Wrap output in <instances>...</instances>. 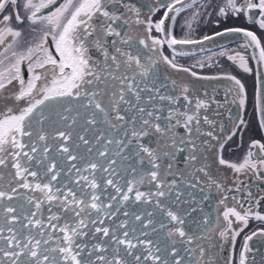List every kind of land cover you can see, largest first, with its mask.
<instances>
[{
  "label": "snow or ice",
  "instance_id": "obj_1",
  "mask_svg": "<svg viewBox=\"0 0 264 264\" xmlns=\"http://www.w3.org/2000/svg\"><path fill=\"white\" fill-rule=\"evenodd\" d=\"M205 16L247 27L194 38ZM229 35L244 51L214 55L264 67V0H0V264H237V238L264 223V137L225 159L249 129L245 86L179 63L185 46ZM161 65L228 81L232 99L162 82ZM254 100L264 132L259 71ZM254 237L264 228L238 264H264Z\"/></svg>",
  "mask_w": 264,
  "mask_h": 264
},
{
  "label": "flooded vegetation",
  "instance_id": "obj_2",
  "mask_svg": "<svg viewBox=\"0 0 264 264\" xmlns=\"http://www.w3.org/2000/svg\"><path fill=\"white\" fill-rule=\"evenodd\" d=\"M139 4H150L152 0H137ZM146 10V9H145ZM162 15V11L156 13L153 19H158ZM187 15L186 13H182L180 17H178V23L175 29V35L177 38H182L185 36V31L181 30V25L184 23L183 17ZM217 17H203L198 25L195 26V31L193 33L194 38L201 39L205 35H213L217 31H222L226 27H247L245 22L241 20H236L233 18L229 19H220L219 25H217ZM155 34V33H154ZM259 35V33H257ZM243 40L234 41L233 43L223 46L221 48L196 53L184 57L179 58V63L184 67H188L191 71H195L198 77L201 76H220L222 74H230L235 76L237 79L241 80V82L245 86V90L247 93V100L245 104V108L243 110V117L246 121L249 122V129L243 133L242 139L238 134L236 137H233V140L229 142L228 145L225 146L224 156L225 159L228 160H238L247 150V146L250 142L251 138L261 139L264 137V134L258 128V114L254 110L255 105V88H256V75L257 71H259L261 79L264 80V67H260L258 69L256 62L254 60H249V66L253 68L252 73H245L242 69H240L236 64L232 61L227 60L226 57H219L218 54L220 51L227 49L229 52L241 51ZM251 50L244 53L246 55H250ZM165 55H170V50L165 46L164 49ZM208 57H212L211 60H208ZM205 60V66L201 68L197 61ZM170 75L172 79L183 80V82L188 83L193 90H198L197 94L203 96V93L207 91L209 94L216 95L217 100L223 104L225 100L231 101V95L226 97L227 89L230 87V83L225 80L219 81H207V80H198L197 77L191 76L190 73H181L176 74L174 70L167 69L165 71L164 66L161 65V73L160 78L162 82L164 81V76ZM170 87V85H169ZM215 90V91H213ZM238 103V102H237ZM226 107L230 109L232 116L235 118L237 115L241 114L240 109L237 104L229 103ZM215 109V105L213 106ZM219 111L223 114L222 117L213 118L222 120L226 124H228L227 116L228 112L225 111L224 108L219 109ZM228 128H231V124H228ZM225 132L223 135H226ZM144 190H147L146 188ZM150 208V207H149ZM208 210L207 208L205 209ZM259 228H264V223L259 221L251 220L247 228H245L244 232L237 238L236 241V256L235 260L238 264L239 260V252L243 245L244 236L251 234V232L256 231ZM250 247L253 248V253L250 255H256L257 260H259V254H264V238L254 237L253 240L249 241ZM222 255H228V250H226Z\"/></svg>",
  "mask_w": 264,
  "mask_h": 264
},
{
  "label": "water",
  "instance_id": "obj_3",
  "mask_svg": "<svg viewBox=\"0 0 264 264\" xmlns=\"http://www.w3.org/2000/svg\"><path fill=\"white\" fill-rule=\"evenodd\" d=\"M213 35H210V36H213ZM238 40H242V39H238L236 36H233V35L223 36V37L217 36L212 41H204L202 46L205 49V51H203V52L221 48L223 46L229 45V44L233 43L234 41H238ZM200 47H201L200 45L185 46V49L190 52V55H192V54H196V53H201ZM263 134H264V132H263ZM148 210H151V208H149ZM121 218H123V217H121Z\"/></svg>",
  "mask_w": 264,
  "mask_h": 264
}]
</instances>
